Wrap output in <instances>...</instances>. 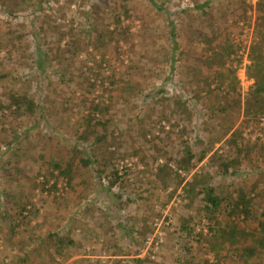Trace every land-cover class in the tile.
<instances>
[{
	"label": "rangeland",
	"instance_id": "obj_1",
	"mask_svg": "<svg viewBox=\"0 0 264 264\" xmlns=\"http://www.w3.org/2000/svg\"><path fill=\"white\" fill-rule=\"evenodd\" d=\"M203 1L0 0V105L25 92L40 105L30 117L0 113V214L21 193V204L27 196L35 205L27 210L37 234L69 228L72 238L81 235L79 226L95 232L83 238L92 247H76L63 262L58 252L55 263L70 264L81 252L92 255L90 264H264V249L252 237L222 242L215 230L234 221L255 231L263 218L264 99L251 94L247 68L259 42L264 63V0ZM36 45L49 48L41 67ZM211 56L223 63L208 66ZM176 97L187 102L189 114L174 111ZM93 103L107 109L94 111ZM185 142L194 164L176 171ZM76 144L75 156L91 155V168H78L70 184L51 177L57 170L49 161L68 159ZM44 178L57 188L32 187ZM202 184L226 198L245 191L251 218L223 211L209 220ZM2 223L0 264H21L17 241ZM243 248L255 254L245 258ZM34 253L23 264H50L40 244Z\"/></svg>",
	"mask_w": 264,
	"mask_h": 264
},
{
	"label": "trees",
	"instance_id": "obj_2",
	"mask_svg": "<svg viewBox=\"0 0 264 264\" xmlns=\"http://www.w3.org/2000/svg\"><path fill=\"white\" fill-rule=\"evenodd\" d=\"M4 1V0H3ZM209 0L203 1V4L208 5ZM155 5L156 3H152ZM205 5H200L201 7H204ZM157 9L159 11L163 10V7L159 4H156ZM166 10V9H165ZM164 10V11H165ZM176 10H170L166 13H172ZM181 11V10H177ZM8 12L10 15H13V10L11 7L8 8ZM125 15H128V11L126 8H123L122 11ZM174 13V12H173ZM176 24L174 23L173 19L168 20V30L169 34L172 39V47L173 49H176L178 46V43L176 41V34H175ZM100 34V33H99ZM101 33L99 36L102 39L104 35ZM64 37L61 35V37L57 40V43H60ZM104 40V38H103ZM264 40V37L262 38ZM260 43V42H259ZM259 43L255 44L251 47V55L253 59L252 66H249L247 68V74L254 79V84L252 86L251 94L255 98L264 99V63L262 62L261 53H260V45ZM36 53H37V61L39 67L44 65L45 60H48L50 57L49 48L47 49H40L36 45ZM72 50L78 51V48L71 47ZM213 62H218V66L221 65L223 62L220 59H215L214 56L208 57L206 64L212 65ZM43 70V68H41ZM169 71L171 72V67H169ZM169 74L166 78H170ZM64 76V75H62ZM231 89L235 90L236 88L234 86H231ZM164 91V87H160L158 89L159 93H162ZM172 105L174 106L175 112H183L184 114H189V109L187 102L185 100H181V98H174L172 101ZM92 109L99 110L102 109L106 110L107 107H101L98 103H93ZM40 105L39 101H37L36 98H34L29 93H14L10 94L8 103L5 105H0V113L3 114L4 111H9L12 116L15 118H20L22 116H34L33 114L38 111ZM264 113V108L261 109ZM183 114V115H184ZM182 118V117H181ZM174 119V118H173ZM93 120V117L84 118V121L86 122L85 127H90L91 122ZM21 122V121H20ZM174 122H177L176 120ZM104 123V122H103ZM97 122L96 124H103ZM177 123L172 124V129L175 128ZM86 130V129H85ZM13 133H11L12 135ZM16 135L15 133L13 134ZM12 136V137H14ZM88 137V131L82 132L78 135V138L81 140H85ZM13 142L8 141L6 143V146L9 147L12 145ZM184 144V157L179 159L176 162V171L177 169H182L185 172H188L189 169L193 166L194 162L193 159L195 158V154L191 151L190 144L185 142ZM77 144L74 145L72 148L73 154L66 160H62V158L57 162L55 161H49V164L53 165V168L57 170V174L54 175V173H50L51 177H61L67 180V183L70 184L74 177V172L78 168H91L93 158L92 156L88 155H80L75 156V153H79L80 150H77ZM204 157V153H201L197 160H201ZM78 158V159H77ZM75 160V161H72ZM51 162V163H50ZM164 166V165H163ZM222 166L225 170H227L228 164L226 162L222 161ZM161 170H164V167H161ZM113 177L117 180L120 178L118 175V171H114ZM49 179H45L40 182H32V187L34 188H40L42 191L45 190L46 184L49 185ZM113 183V182H112ZM49 187L57 188L56 183H53L49 185ZM190 192H194L193 189L189 190ZM4 192H8L7 189H4ZM198 193L203 194L202 201H203V209L207 212V218L209 220H214L216 218V214L220 212H227V214L230 216H241L244 221H247L251 218V197H248V195L243 191L242 189L237 191V194L235 197H229L226 198L224 196L217 195L215 193L214 188L211 186H208L207 184H202V187L198 190ZM26 197V198H25ZM23 199L21 193L15 196L14 200L15 203H13L11 209L8 213H1L0 214V221L7 222V225H3L1 229L3 230V233H7L11 239L17 241L18 246V253H17V259L20 261L21 264L24 262H27V260L31 259V257H34L35 253L34 251L37 249V246L40 244V248L42 252L46 253V262H49L50 264H59V262L55 263L56 256L59 253H62L61 261H65L72 255V250L69 244L72 241V238L67 233H62L61 230L57 229H49L48 231H43L40 233H36V227H39L37 223H32V220L29 216L30 213H33L31 210H27V205L31 204L33 206L34 203H32V200L30 198H27V196H24V203L21 204V200ZM18 201V202H16ZM34 211H38L35 209ZM262 219L258 221L257 228L255 231L252 230H246L244 228H240L234 221L230 223L228 226H222L217 229L213 228L212 230L215 231L219 235V237L222 239V242H225L227 240L234 241L236 238H245V237H252L255 241H257L260 248L264 249V211L262 212ZM24 225V227H23ZM68 227V225H66ZM215 229V230H214ZM182 231H185L186 234H191L192 228L186 225H183L181 227ZM70 229L68 228L66 231L68 232ZM65 240L67 242L65 243ZM59 252V253H58ZM38 254V253H36ZM255 254V250L251 248H243L241 249V256L245 258L252 257ZM45 257V256H44ZM29 258V259H28ZM138 261H142V259H137ZM45 262V259H44ZM82 264H90L89 261ZM190 264V263H188ZM212 264H220L218 261Z\"/></svg>",
	"mask_w": 264,
	"mask_h": 264
},
{
	"label": "crops",
	"instance_id": "obj_3",
	"mask_svg": "<svg viewBox=\"0 0 264 264\" xmlns=\"http://www.w3.org/2000/svg\"><path fill=\"white\" fill-rule=\"evenodd\" d=\"M74 220L71 219L70 221V226H71V230L73 232V229H74ZM96 230V229H95ZM77 231L78 232H81V235L80 234H74L73 237H74V241H72L69 246L71 247V249H75L76 247H83V248H87L92 247L93 245V242H91L90 240L88 241V239H83L85 237V235H94L95 232H92V230L90 229H84V228H81V226H79V228H77ZM71 232V234H73ZM62 233H65L62 231ZM72 237V238H73ZM67 242V240H65V243ZM72 250V251H73ZM92 255H89V254H84V253H81V252H76L71 258H69V260L67 261V263H70V264H82V263H86L88 262Z\"/></svg>",
	"mask_w": 264,
	"mask_h": 264
}]
</instances>
